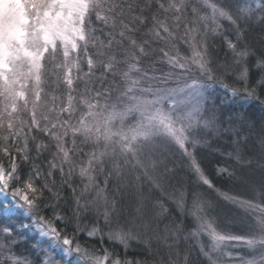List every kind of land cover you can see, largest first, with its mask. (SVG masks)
<instances>
[{
  "label": "trees",
  "instance_id": "1",
  "mask_svg": "<svg viewBox=\"0 0 264 264\" xmlns=\"http://www.w3.org/2000/svg\"><path fill=\"white\" fill-rule=\"evenodd\" d=\"M238 1L215 0L218 5L230 11L234 18L238 17V22L233 23L227 18H219L213 24L210 19L207 21L200 19L201 16L210 15L207 8L199 6L193 0H186V8L178 28L169 17L168 22L176 39L171 43H165L146 35L148 28L152 27L151 16L152 12L156 11L155 3H151L149 10L145 8V5L150 0H120L125 8L123 16L125 22H130L132 16L139 15L142 9L144 15L149 18L148 24L131 25L139 27L134 38L149 41L147 46L149 55L139 60V71L134 72V78H141V83L137 87L146 89L173 84L174 82H168L165 85L158 79H151L167 77L169 73H173L175 78L178 76L179 81L182 82L195 78L197 82L213 85L208 89L210 97L204 106V116L207 117L206 119H212L214 123L209 132L194 134L199 140L195 149L190 143L186 146L188 151L194 153L195 159L213 187L209 188L199 181L187 162L158 163L162 157L157 153L153 157L156 166L144 172L139 167L132 166L130 158L126 160L118 152L113 159L111 147L103 164L93 172L94 185H88L87 179L80 177L79 168L86 166L91 154L105 151V141L101 139L97 142L94 138L87 139L78 134L73 145V137L69 130L66 147L73 150L74 159L77 162L71 175V187L64 183L65 177H62L59 171L54 172L49 180V183L54 180L57 187L63 184L59 192L60 199H55L45 189L43 198L34 210L36 215L26 216L25 207L16 206L21 205L22 202L17 203L16 200L15 204L8 199L0 198V233L4 227L12 229L9 240L15 241L12 244V252L18 258H27L32 264H42L46 255L51 252L55 256L53 260L56 259L59 264H64L66 262L58 246L64 247L62 240L64 236H67L72 241L70 248L79 245L82 251L98 256H104L107 250L109 258H119L127 264H210L202 256L198 247L196 229L200 220H197L194 213H197V205L200 202H204L205 206L210 205L206 212L199 213L203 219L211 220L222 231L240 235L242 228L238 226L239 223L233 224V221L238 222L235 220H238L240 212L236 208V203L230 202L250 199L264 206V5L242 14L238 10L241 1ZM163 2L166 4L168 0ZM130 3L135 8L132 13L127 11ZM193 9L196 11L194 12ZM163 18L161 15V19ZM92 21L94 27L100 26L94 15ZM119 28V21H117V40L120 39ZM189 29L197 30L191 34L197 45L201 46L206 53L210 66L207 74L190 67L187 72L178 67L173 68L168 63V57L164 56V52L167 51L169 56H177L181 61L188 58L190 51L186 35ZM105 31H112V29L106 28ZM130 35L133 34L130 33ZM229 42L235 45L234 50L228 47ZM91 51L96 50L91 48ZM238 53H246V55L241 56ZM82 67L83 71L87 72L86 59ZM120 67L126 69L124 65ZM49 68L50 65L45 64L46 75L43 78L41 100L43 108L38 118L42 120L44 115H48L55 122L56 114L67 104L68 89L62 78L59 84H54L53 78L49 79L48 74L53 73L49 71ZM245 70H247V78L241 79V73ZM143 73H147V76H143ZM99 75L100 71L97 70L96 76ZM210 76L212 79H209ZM120 80L117 77L118 85ZM96 86L99 87L98 84ZM83 87V82H78L77 91L73 93L77 102L80 100L79 92L83 90ZM253 89H255L254 95L248 96L247 92ZM53 97H56L55 108ZM53 108L54 111H49ZM87 112L88 108L85 104L77 103L71 123L79 126L81 117L91 120V117L86 115ZM21 118L30 124L31 113L21 114ZM67 118L66 113L60 115V119ZM24 131L28 132V128L25 127ZM6 134V131L0 130V135ZM33 136L35 139L32 138ZM38 143L44 145L53 143L52 151H55L54 142L50 140V137L33 128L29 133L30 155L35 158V165L41 167L46 173L47 162L52 158L51 153L44 151L37 157ZM23 144L24 141L21 139L19 146L23 147ZM2 145L3 141H0V146ZM13 154H16L14 148ZM237 154L241 157L240 159L237 158ZM172 160L175 161V158H171ZM0 163L6 167L9 165L2 151H0ZM117 163L120 165L121 175L110 176L109 173L116 168ZM165 165L168 169L167 179L157 185L154 178L165 173ZM218 167H223L226 171L218 175ZM68 170L69 166L65 164V174ZM28 172L29 164L22 163V175L26 176ZM36 183L38 187L42 186L44 180L37 179ZM86 185H88L87 189ZM11 191L10 188L4 193L11 195ZM98 194L106 198L109 205L116 206L124 230L131 232L127 248L119 241L109 240L107 235L109 229L103 226L102 217L100 227L103 228V232L95 237L88 235V231L93 226L91 222L95 218L94 212L85 215L79 222L73 215L72 208L77 198L82 196L81 203H83L86 200H92ZM2 207L11 212H4ZM232 214L235 219L230 218ZM57 216L61 219H56ZM41 218H45V222L51 221L61 232L59 241L50 238L44 241V238L33 232V227H39L38 224L33 223V220L39 221ZM25 224L29 227H22ZM48 241L55 242L56 247L52 248ZM40 244L44 246L47 253L39 248Z\"/></svg>",
  "mask_w": 264,
  "mask_h": 264
},
{
  "label": "snow or ice",
  "instance_id": "2",
  "mask_svg": "<svg viewBox=\"0 0 264 264\" xmlns=\"http://www.w3.org/2000/svg\"><path fill=\"white\" fill-rule=\"evenodd\" d=\"M151 3H155L156 11L152 12V27L148 28L146 35L152 39L171 43L176 37L168 22L169 17L178 28L186 8V0H178V2L168 0L166 4L163 0H150L145 8L150 10ZM204 3L210 9V15L201 16V20L210 19L215 24L219 18H227L233 23L238 22V17L234 18L231 12L223 6L209 3V0H204ZM134 10V5L128 4V13ZM193 11L196 10L193 9ZM124 13L125 8L120 0H0V130L7 132L6 135H0V141H3L0 151L9 161L7 167L0 163V190L6 191L11 188L12 197L18 198L22 202L20 206L25 207L26 216L36 215L34 210L43 198L45 189L55 199H60L59 192L63 184L57 187L54 180L49 183L54 172L59 171L62 177H65L64 183L71 187V175L77 162L74 159L73 150L66 147L69 130L73 137V145H75V138L78 134L87 139L94 138L97 142L101 139L105 141V151L91 154L86 166L79 168L80 177L86 178L88 185H94L93 172L109 155V147L112 149L113 159L117 154L118 145L121 156L127 160V154L130 153L137 167L147 169L150 165L145 163L146 160L151 162L152 167L156 164L151 152L145 153L144 149L150 147L155 138L167 137L183 150L184 155L191 158V169L198 180L209 188L213 187L212 182L195 159L194 153L186 148V144L190 143L195 149L199 143L195 135H187V132H194L201 123L205 128L211 127L214 123L212 119H203L201 109L207 90L213 85L193 81L192 84L180 86V78L177 76L176 87L146 89L137 87L141 83V78H133L130 74L139 71V60L149 55L147 51L149 41L138 42L134 34L139 27L131 25L148 24L149 18L144 15L142 9L139 15L132 16L130 22H125ZM93 15L99 22V27L93 26ZM117 21L120 25L119 40L116 39ZM106 28H111L112 31L106 32ZM189 31L194 34L197 30L189 29ZM125 40H127V46L124 44ZM58 47L62 49V62H56ZM228 47L235 49V45L231 42ZM91 48H95L96 51L92 52ZM193 48V63L198 64L200 72L207 74L210 66L206 53L195 51V45ZM238 55L243 56L246 53H238ZM164 56L168 57V63L173 68L178 67L185 72L189 70L179 57L169 56L167 51L164 52ZM49 57L54 63L55 82L60 83L59 70H63L62 81L68 89L67 104L60 108L55 122L48 115H44L42 120L38 118L43 108L41 100L43 78L46 75L45 61ZM85 59L87 72H84L82 67ZM121 65L126 66V69H121ZM97 70L100 71L99 76H96ZM48 75L51 80L52 74ZM110 76L111 80H109ZM143 76H147V73H143ZM173 76V73H169L167 77H152L151 79H158L166 85ZM117 77L127 84L125 89H121L116 83ZM246 78L247 70L241 73V79ZM209 79L212 77L210 76ZM78 82H83L84 87L79 92L80 100L77 102L73 93L77 91ZM97 84L99 87L96 86ZM254 92L255 89L250 90L247 95L252 96ZM116 93L118 94L115 102H111ZM143 93H150L151 98L142 95ZM55 101L56 97H53L54 108ZM165 102H167V108L164 107ZM77 103L85 104L88 108L86 115L91 117V120L81 117L79 126L71 123ZM185 105H190V107L184 110ZM54 108L49 111H54ZM29 111L31 113L30 124L21 118L22 113ZM62 113H66L68 118L60 119ZM133 113L138 114V119L134 125L128 126L125 130V121ZM113 122H119L120 125L119 130L115 132L112 130ZM25 127L28 128V132L24 131ZM33 128L48 135L54 142L55 151H52L53 143L36 145L37 157L44 151L51 153L52 158L47 162L48 171L46 173L41 167L35 165V158L30 155L29 133ZM114 137H119V139L114 140ZM32 138L35 139L34 136ZM21 139L24 141L23 147L19 146ZM237 158H241L239 154ZM22 163L29 164V172L26 176L21 173ZM65 164L69 166L67 174L64 171ZM225 171L223 167L217 168L218 175H222ZM167 172L165 165V173L154 178V182L157 185L161 184L167 179ZM109 175L116 177L121 175L118 163ZM37 179L44 180L42 186H37ZM13 185L16 186L13 188ZM82 199L81 196L75 200L72 212L78 222L85 215L95 213V218L91 222L93 226L88 231V235L95 237L103 232V228L100 227L102 217L103 226L109 229L107 233L109 240L119 241L127 248L131 232L124 230L116 206L109 205L106 198L99 194L83 203H81ZM102 200L103 203H101ZM241 203L247 204V202ZM208 207L210 205L205 206L204 202H200L197 205V213L194 214L197 220L201 221L200 228L203 230L206 226L213 241V248H220L225 241L244 240L250 249L259 250L260 253L259 259L253 257L244 261V264H264V219H260L256 225L259 229L258 236L253 235L245 239L240 236L221 235L213 228L209 220L199 215V213L206 212ZM56 219L59 220L61 217L57 216ZM33 223L39 225L42 236L54 241L60 240L61 232L51 221L45 222V218H41L39 221L33 220ZM22 227L27 228L29 225L25 224ZM11 231V228L4 227L0 233V264H32L27 258L20 259L12 252V244L15 241L9 240ZM62 243L65 246L62 249L64 256L82 251L79 245L74 249L68 247L72 241L67 236L63 237ZM107 260H109V253L105 250L103 257H95V264H105ZM42 264H59V261L48 258L42 261ZM111 264H127V262L117 258L112 259Z\"/></svg>",
  "mask_w": 264,
  "mask_h": 264
},
{
  "label": "rangeland",
  "instance_id": "3",
  "mask_svg": "<svg viewBox=\"0 0 264 264\" xmlns=\"http://www.w3.org/2000/svg\"><path fill=\"white\" fill-rule=\"evenodd\" d=\"M195 1L199 6H203V8H207V6L204 3V0H193ZM240 2V6H239V12L242 14H245L247 12L248 9H254V8H259L261 5H264V0H239ZM238 1V2H239ZM209 3H216L215 0H209ZM249 8V6H251ZM209 10V14H210V9L207 8ZM175 25V23H174ZM187 41H188V49L190 51V54L188 55V58L184 61H181L183 63L186 64V67H190L193 68V70H198V64L193 63V59H194V48L193 45H195V51H203V48L199 45H197V43L194 41L191 31L187 32L186 35ZM138 42H142L144 41L143 39L140 40L138 37L135 38ZM59 44V42H58ZM125 46H127V40H125L124 42ZM47 56V54H46ZM63 60V56H62V49H60L58 47L57 49V59L56 62H62ZM45 64H49L50 68L49 71L53 72L54 69V63L51 61L50 57L45 61ZM125 67V66H124ZM62 71V76H63V70H59V75L60 72ZM46 72V71H45ZM52 74V78H53V83L56 84L55 82V74ZM75 75V72H74ZM133 78H134V73L130 74ZM61 76V78H62ZM190 78V77H189ZM195 81V78H190L188 81H179L180 86H183L184 84H192V82ZM169 82H174L173 84H169L167 86L164 87H176L177 86V81L176 78L173 77L171 80H169ZM201 83V82H199ZM119 87L121 89H125L127 87V84L123 81L120 80V85ZM143 88V87H142ZM118 93L114 94L112 97V101L111 102H115L116 99V95ZM140 94V93H137ZM142 95L147 96L148 98H151V94L150 93H143ZM209 91L207 90L206 93V98L204 99V101L201 104V109H202V113H203V119H206L207 117L204 116V106L207 100H209ZM33 98V97H32ZM179 99V98H178ZM101 103H103V101H101ZM123 106H121L122 108ZM165 108L168 107L167 102H165L164 105ZM190 105H185L184 106V110H187V108H189ZM94 111H98V110H94ZM22 114H30L29 112H25ZM107 113H105L106 115ZM86 119V117H85ZM138 119V114L133 113L132 115H130L126 121H125V130H127L128 126L134 125L136 120ZM120 125L119 122H113V127L112 130L115 132L117 130H119ZM210 127L205 128L203 126V124L201 123L200 125L197 126V128L194 130V132H187V135H194L196 132H202V133H206V131H210ZM214 133V132H213ZM114 140H118L119 137H114ZM188 144H186L187 146ZM117 152L118 151V145H117ZM145 153H149L151 152L152 157H155L157 153L160 154V156L162 158H160L158 163H162L164 164V162H169V163H175L176 161H184L187 162V164H189V168L191 169V158L184 155L183 154V150L179 149V146L175 144L174 141H171L170 138L167 137H157L154 139L153 144L150 147H146L144 149ZM121 156V155H120ZM124 157V156H122ZM127 158H130V162L132 163V166H136L135 165V160L132 158L131 154H127ZM171 158L174 159L175 161L172 160ZM154 159V158H153ZM145 163H149V167L148 168H152L151 166V162L149 161H145ZM137 167V166H136ZM142 171L146 172L148 170L142 167H139ZM192 171V169H191ZM193 172V171H192ZM0 198L3 199H8L10 201H12V203H15L17 200V203H21V201L18 200V198H13L11 195L6 194V192L4 193L3 190H0ZM228 200V199H227ZM230 202V201H229ZM241 202H247V204H242ZM230 203H236L235 205L237 206V210H239L240 215L238 216V222H234L233 224L239 223L238 226L240 228H242L240 235L237 234H233L231 232H227V231H222L221 229H219L211 220L209 219H205V220H209L213 226V228L221 235H226V236H240V237H244L245 239L251 238V236L253 235H259V229L256 227L258 221L260 219H264V206L261 205L260 202L258 201H253L250 199L247 200H243L240 202H230ZM16 204V203H15ZM248 205H252L251 207H249ZM18 207H20V205H16ZM2 210H4V212H11L8 209H4L2 207ZM230 216V215H229ZM231 219H235L234 214H232L230 216ZM200 223L196 229V234H197V238H198V247L199 250L202 254V256L210 263V264H244V261H247L249 259H252L253 257H256L257 259H259V250H252L250 249L247 244L244 242V240L241 241H225L220 248L218 249H214L213 248V241L211 239V237L209 236L207 230H206V226L205 229H201L200 228ZM33 227V226H32ZM33 232H35L37 234V236H40L41 238H44V241H47L46 239H49L48 237H44L41 235L40 231H39V227H33ZM43 240L41 241L42 244H44ZM40 242V240H39ZM49 244H51L52 248L56 247L55 246V242H49ZM63 246V245H61ZM44 246L41 244L39 245V248H41L42 250H44L43 248ZM65 247V246H64ZM69 247V246H68ZM63 247H59L58 246V250L60 251V254H62L64 261L66 263L64 264H95V257H103V256H98L96 254H93L91 252H87V251H81L80 253L77 252H72L70 255L68 256H64L63 252H62ZM74 249V248H72ZM47 253V250H44ZM55 256H53V253H48L46 255V259L48 258H53ZM111 258H109V260L105 261V264H111ZM53 261H56L53 260Z\"/></svg>",
  "mask_w": 264,
  "mask_h": 264
}]
</instances>
